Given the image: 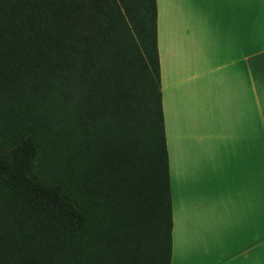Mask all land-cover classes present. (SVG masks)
<instances>
[{
	"label": "trees",
	"instance_id": "16d2710c",
	"mask_svg": "<svg viewBox=\"0 0 264 264\" xmlns=\"http://www.w3.org/2000/svg\"><path fill=\"white\" fill-rule=\"evenodd\" d=\"M156 0H0V264H171Z\"/></svg>",
	"mask_w": 264,
	"mask_h": 264
},
{
	"label": "crops",
	"instance_id": "0c3cea01",
	"mask_svg": "<svg viewBox=\"0 0 264 264\" xmlns=\"http://www.w3.org/2000/svg\"><path fill=\"white\" fill-rule=\"evenodd\" d=\"M156 3L179 260L264 264V0Z\"/></svg>",
	"mask_w": 264,
	"mask_h": 264
},
{
	"label": "rangeland",
	"instance_id": "374dc122",
	"mask_svg": "<svg viewBox=\"0 0 264 264\" xmlns=\"http://www.w3.org/2000/svg\"><path fill=\"white\" fill-rule=\"evenodd\" d=\"M173 211H174V221L175 226L173 229V264H181L179 260V249H178V225H177V200H176V191L173 192ZM198 242L201 247L208 248V237L206 235L198 238ZM192 245L195 243V239L190 241Z\"/></svg>",
	"mask_w": 264,
	"mask_h": 264
}]
</instances>
